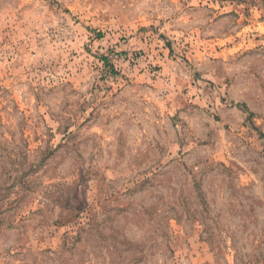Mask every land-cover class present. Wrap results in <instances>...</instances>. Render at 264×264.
<instances>
[{
	"label": "rangeland",
	"instance_id": "1",
	"mask_svg": "<svg viewBox=\"0 0 264 264\" xmlns=\"http://www.w3.org/2000/svg\"><path fill=\"white\" fill-rule=\"evenodd\" d=\"M0 264H264V0H0Z\"/></svg>",
	"mask_w": 264,
	"mask_h": 264
}]
</instances>
